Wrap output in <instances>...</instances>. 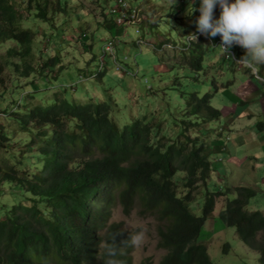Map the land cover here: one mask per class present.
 Here are the masks:
<instances>
[{"label":"trees","instance_id":"obj_1","mask_svg":"<svg viewBox=\"0 0 264 264\" xmlns=\"http://www.w3.org/2000/svg\"><path fill=\"white\" fill-rule=\"evenodd\" d=\"M56 1L63 9L62 2L68 3ZM51 6L52 0H0V83L10 81L9 94L0 95V102L9 101L2 112L16 127L9 131L0 124V196L8 206L0 217V264H135L137 245L129 241L141 229L112 223L119 207L127 217L139 209L140 218L156 224L158 246L169 253L161 264H213L200 240L211 235V218L221 198L226 201L220 221L235 229L264 264V212L249 210L257 191L239 187L211 192L216 175L211 145L204 129H195L224 116L214 106L219 88L216 93L206 90V68L215 65L206 64L208 51L218 49L229 60L219 46L222 37L201 36L195 44L202 48L201 55L185 45L180 61L168 64L160 58L161 64L177 70L172 73L176 78L161 84L167 80L159 75L162 102L150 101L156 104L151 109L148 103L141 105L128 121V103L108 90L105 98L79 101L74 96L80 94L73 91L77 83L58 81L65 68L60 56L46 57L37 46L39 31L24 25L29 17L53 21ZM220 13L216 8L214 14ZM167 41L174 42L169 37L157 43V49ZM37 50L43 60L37 58ZM244 55L237 49L239 59ZM220 70L213 75L219 76ZM24 82L28 86H22ZM46 82L60 84L61 91L53 98L40 97ZM154 83L149 84L146 100L157 87ZM17 89L27 95L10 101ZM84 89L88 97L90 90ZM36 98L41 103L35 104ZM19 133L24 135L20 144L13 141ZM12 143L27 151L16 152ZM19 190L21 196L10 202ZM194 194L203 197L201 215L195 212L200 197ZM231 249L227 243L223 253ZM140 264L153 263L146 259Z\"/></svg>","mask_w":264,"mask_h":264},{"label":"rangeland","instance_id":"obj_2","mask_svg":"<svg viewBox=\"0 0 264 264\" xmlns=\"http://www.w3.org/2000/svg\"><path fill=\"white\" fill-rule=\"evenodd\" d=\"M125 2L128 6L140 8L143 18L141 23L117 24V15L111 13V8L116 5L117 0H68L67 6L62 2L65 9L62 6L59 7L56 0H52L50 17L55 16L53 21H45V19L34 21L33 17H29L25 19V22L28 20L29 23H24V25L39 31L37 46L44 51L43 54L46 57H49V54L51 57L60 56L65 68L61 71L58 81L61 83L62 81L63 83L73 81L71 85L76 83L79 85L77 90L73 89L75 93L80 94H76L75 99L79 101H86L89 98L98 100L100 97L105 98L104 92L108 90L110 95L128 103L125 107L127 109L125 116L129 121L130 118L138 115L141 105L148 103V108L151 109L156 104L149 103L150 101L161 103L162 97H158L159 85L169 84L172 79L176 78L177 74L172 73H177V70L161 64L160 58H166L168 64L180 61L184 56L180 50L185 48V45H188L187 48L190 51H196L197 55H201L202 48L196 47L195 44L200 42V37L204 35L197 31L195 23L200 15L201 0H127ZM192 6L195 11L189 15L187 10ZM219 7L217 3L214 11ZM214 11V19H218L220 14L216 15ZM25 15L28 14L25 13ZM169 37L177 44L167 41L168 44L161 48L164 51L157 49V43L168 40ZM108 41H112L115 47L112 53H105V45ZM205 47L208 45L206 44ZM37 58L44 59L41 53H38ZM206 62V64H215L213 67L206 68L209 76L206 90L216 93L219 88L215 98L217 103L215 102L214 106L224 115L219 121L200 123L195 126L196 131H200L201 127L204 129L205 139L209 140L208 144L211 145V161L215 170L218 171L217 176L212 179L211 192L226 188L254 187L257 196L252 199L249 210L264 212V132L259 126L260 122L264 121V116H251V113L244 117L245 111L242 115L239 114L240 108L244 106H238L235 111L229 108L233 106L234 95L242 94L244 91V89H238L239 84L249 88L248 81H244L248 78L247 70H241V63L234 62L238 64L235 66L218 49H214L212 53L208 51ZM259 67L262 72V67ZM218 69H221L219 76L213 75L218 72ZM101 72L105 74L101 76L99 74ZM5 73H10V71L7 70ZM159 75H164L167 81L157 83L160 81ZM213 76L216 77V81H213ZM152 80L157 87L153 93L150 92L151 97L146 100L145 96L150 90L149 84ZM9 82L6 81L5 85L0 83V95L9 94V90H6L9 88L7 86ZM44 84L45 89L41 91L40 97L53 98L55 93L61 91L60 84L51 85L48 82ZM22 86H28V83L24 82ZM84 88L90 90L88 97L81 90ZM197 88L204 89L203 85ZM26 92L24 89H17L10 94L9 99L18 101L22 95H27ZM248 98L252 99V94L248 93ZM34 103H41V98H36ZM175 103L183 102L176 101ZM8 105V100L1 101L0 110L2 111ZM177 119L181 120L183 116L177 115ZM0 124L8 126L9 131H14L16 128L8 124L6 118H2ZM22 137L24 135L19 133L13 137V141L20 144ZM14 146L15 143H12V149L16 152L25 153L27 151L24 145ZM5 159H8L7 155ZM10 163L15 162L12 160ZM230 163H232L231 167H229ZM221 167L227 169V173ZM255 183L256 185H253ZM21 192L20 190L15 191L9 201L17 200ZM194 195L197 198L200 197V195ZM233 198L236 196L234 195ZM0 199L1 217L8 210V206L3 205L5 197L0 196ZM225 201V198L218 200L216 211L211 218L212 233L201 238L200 242L207 248L213 264H262L260 255L244 245L236 230L220 221L218 216L224 210ZM197 202L199 206L195 212L201 215L203 197L198 198ZM138 213L139 209L135 210L131 217H127L119 207L114 212L112 222H124L125 227L132 230L141 229L138 234L140 243L136 246L134 253L135 264H140L146 259L151 260L153 264H159L165 252L158 248L159 238L156 224L152 219L140 218ZM227 243L232 249L228 254H224Z\"/></svg>","mask_w":264,"mask_h":264},{"label":"clouds","instance_id":"obj_3","mask_svg":"<svg viewBox=\"0 0 264 264\" xmlns=\"http://www.w3.org/2000/svg\"><path fill=\"white\" fill-rule=\"evenodd\" d=\"M123 1L125 2L127 0ZM217 3H219L221 7V13L218 19H214L213 10ZM116 5H118V3H116ZM114 7L111 8V13L116 15L121 13V11L117 13L113 12L112 9ZM134 8L135 7L129 5L125 7L124 10L130 13ZM139 9L138 13L141 18V23L143 18ZM187 11L188 14L191 15L195 9L192 6L188 8ZM199 12L200 15L195 21L197 31L206 37L210 36L215 38L217 35H220L222 37V43L219 46L225 50V53L232 49L237 56V49H243L245 55L241 59L237 56L239 62L234 59L232 60L236 63H243L254 75H257V78H259V66L264 65V0H231V2H229V0H201ZM117 24L119 23L117 22ZM112 51H108L105 48V53H112ZM228 59L231 60V58ZM2 118H5V114L0 110V119ZM129 242L131 245L136 246L140 243V237L133 235L130 237ZM160 250L164 251L165 254L162 256L159 264H161L164 258L169 254L167 250Z\"/></svg>","mask_w":264,"mask_h":264},{"label":"crops","instance_id":"obj_4","mask_svg":"<svg viewBox=\"0 0 264 264\" xmlns=\"http://www.w3.org/2000/svg\"><path fill=\"white\" fill-rule=\"evenodd\" d=\"M241 64H242L241 70L242 71H244L245 69L247 70L246 74H247L248 78H246V80H244V81H248L247 84H248L249 88H246L245 86H242L241 84H239L240 87H238V89L239 90L244 89V91L242 92V94L238 93L237 95H234V98H232L233 99L232 101H234L233 106L229 107V108H231L233 111H235L238 108V106H242V107L244 106V108H240V110H239V114H241V115L245 111L244 117L247 116L248 114L250 115L251 113H252L251 116L258 115L260 117H263L264 116V65H260L262 67V72L259 71V74H258L259 78H257V75H254L252 73V71L249 68H247L243 63H241ZM237 65L238 64H235V66H237ZM248 93L252 94V99L248 98ZM252 107L254 109H252ZM245 108H246V110H245ZM244 117H239V118H244ZM234 121H236V119ZM259 126L262 128V130L264 132V121H261ZM231 166H232V163L229 164V167H231ZM221 168H223V167H221ZM223 169L227 173V169H225V168H223ZM216 173L218 174V171H216ZM217 174L214 176H217ZM263 179H264V177H263ZM253 185H256V183Z\"/></svg>","mask_w":264,"mask_h":264},{"label":"built area","instance_id":"obj_5","mask_svg":"<svg viewBox=\"0 0 264 264\" xmlns=\"http://www.w3.org/2000/svg\"><path fill=\"white\" fill-rule=\"evenodd\" d=\"M118 5H116L112 11L113 12H119L121 11V13L117 14V22L119 24H131V23H135V22H140L141 18L139 16L138 13V9L134 8L132 9V11L130 13L125 12L124 8L127 7V2H124L123 0H118ZM106 50L108 51H112L113 48V42L109 41L106 46H105ZM228 55V58L234 59L235 61L239 62V59H237L236 53L234 50L230 49L228 52H226ZM241 63V62H240Z\"/></svg>","mask_w":264,"mask_h":264},{"label":"bare ground","instance_id":"obj_6","mask_svg":"<svg viewBox=\"0 0 264 264\" xmlns=\"http://www.w3.org/2000/svg\"><path fill=\"white\" fill-rule=\"evenodd\" d=\"M138 24V23H137ZM141 31V30H140ZM115 41V40H114ZM115 44V43H114ZM113 48H115V47H113ZM221 206V205H220ZM217 213V212H216Z\"/></svg>","mask_w":264,"mask_h":264}]
</instances>
